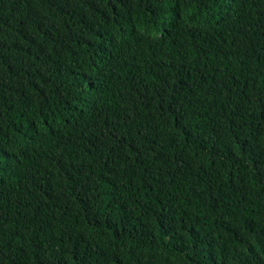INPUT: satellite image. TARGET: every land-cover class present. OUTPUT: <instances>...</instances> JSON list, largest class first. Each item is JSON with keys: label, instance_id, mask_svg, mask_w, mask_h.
Returning <instances> with one entry per match:
<instances>
[{"label": "trees", "instance_id": "16d2710c", "mask_svg": "<svg viewBox=\"0 0 264 264\" xmlns=\"http://www.w3.org/2000/svg\"><path fill=\"white\" fill-rule=\"evenodd\" d=\"M0 264H264V0H0Z\"/></svg>", "mask_w": 264, "mask_h": 264}]
</instances>
